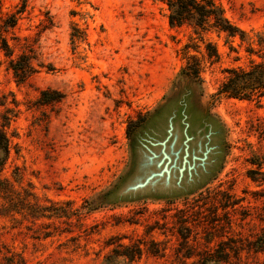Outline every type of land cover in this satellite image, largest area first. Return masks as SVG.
<instances>
[{"label": "rangeland", "instance_id": "374dc122", "mask_svg": "<svg viewBox=\"0 0 264 264\" xmlns=\"http://www.w3.org/2000/svg\"><path fill=\"white\" fill-rule=\"evenodd\" d=\"M220 3L258 51L264 0ZM13 16L0 263L104 264L121 243L142 248L124 264H264V99L219 94L228 69L260 61L246 43L211 32L218 60L187 50L192 28L170 26L160 0H0V22ZM214 252L226 260L207 263Z\"/></svg>", "mask_w": 264, "mask_h": 264}, {"label": "trees", "instance_id": "16d2710c", "mask_svg": "<svg viewBox=\"0 0 264 264\" xmlns=\"http://www.w3.org/2000/svg\"><path fill=\"white\" fill-rule=\"evenodd\" d=\"M164 2L169 10V24L172 27L180 28L190 26L192 28L193 37L187 45V50L197 51L198 42L206 45L209 59L215 61L220 58L217 48L211 41L206 40V35L215 32L225 34L228 39H239L242 44H247L246 51L251 55H257L259 62L252 61L246 68L236 67L227 70V77L222 83L219 94H224L230 98L256 101L261 103L264 99V37L259 36L257 45L259 50L255 51L252 39L248 34L236 24L232 23L226 16L220 0H160ZM16 26V18L10 17L3 23L0 22V48L8 58L13 56L12 47L5 35L7 29ZM195 36V37H194ZM75 35L73 34V39ZM198 41V42H197ZM231 49H235L231 46ZM10 65L16 76L21 81L27 80L36 73V69L32 65L30 59L22 55L19 59H11ZM202 71V63L195 55L188 56L187 65L183 70L184 75L198 79ZM56 97H49L48 91L41 93L45 102L59 101L63 95L56 92ZM7 120V118H6ZM9 122L2 126L0 130V172L3 171L8 156L10 154V142L5 131ZM88 209V208H87ZM60 217V215L58 216ZM188 238H185L187 240ZM158 253V252H157ZM217 253L206 256L207 263L224 262L226 258L217 256ZM142 248L135 245L119 244L112 253L108 254L104 260V264H124L125 262H133L140 258ZM194 255L200 256L202 261L203 254H187L185 257L192 258ZM2 264V263H0ZM8 264V263H7ZM14 264V262H9Z\"/></svg>", "mask_w": 264, "mask_h": 264}, {"label": "water", "instance_id": "95a60500", "mask_svg": "<svg viewBox=\"0 0 264 264\" xmlns=\"http://www.w3.org/2000/svg\"><path fill=\"white\" fill-rule=\"evenodd\" d=\"M165 171H168V172H169V170H168L167 166H165V168H164V172H165Z\"/></svg>", "mask_w": 264, "mask_h": 264}]
</instances>
